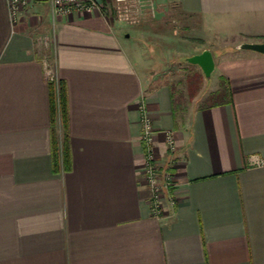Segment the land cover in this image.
Returning a JSON list of instances; mask_svg holds the SVG:
<instances>
[{"label":"crops","instance_id":"obj_1","mask_svg":"<svg viewBox=\"0 0 264 264\" xmlns=\"http://www.w3.org/2000/svg\"><path fill=\"white\" fill-rule=\"evenodd\" d=\"M153 4L156 19L124 25L40 0L14 20L0 0V264H264V53L237 47L264 40V0ZM185 37L215 60L187 114L162 71ZM44 56L66 84L68 169L51 153ZM142 104L174 179L160 216L141 172Z\"/></svg>","mask_w":264,"mask_h":264},{"label":"built area","instance_id":"obj_2","mask_svg":"<svg viewBox=\"0 0 264 264\" xmlns=\"http://www.w3.org/2000/svg\"><path fill=\"white\" fill-rule=\"evenodd\" d=\"M33 0H8L10 13L16 20L19 12L27 8ZM47 2L52 6L54 14H72L74 12H99L107 15L113 12L116 18L126 24L136 25L142 22L147 13L155 11L153 0H109L110 6L105 7L101 0H40ZM150 11V12H149ZM45 76L48 81L58 82L54 63L43 57ZM145 107L141 105V140L144 144L145 154L141 172L145 176L147 188H149L150 196L148 204L150 205L151 214L160 216L164 211V199L169 198L170 191L173 190L174 179L169 168L162 170L158 165L157 154L154 148V129L152 120L145 111ZM170 151L176 149V140L172 132L165 134ZM264 162V160H261ZM170 195V196H169Z\"/></svg>","mask_w":264,"mask_h":264},{"label":"rangeland","instance_id":"obj_3","mask_svg":"<svg viewBox=\"0 0 264 264\" xmlns=\"http://www.w3.org/2000/svg\"><path fill=\"white\" fill-rule=\"evenodd\" d=\"M148 15H150L151 18L156 19L157 17L156 8L154 12L146 14V16ZM107 17L109 19V22H121L116 18L113 12H109ZM165 20H167V22L171 25V28L173 29H178L181 27V24L179 22L180 19H178L176 15L167 14ZM124 25H129V24L124 23ZM196 41H198L197 38L185 37L183 44L184 52H182V54L179 55L180 57L173 56L172 58L170 55H168L167 61L169 59V62H167L168 64L162 70L163 74L167 77V80L170 82V84L173 87L175 93L174 96L176 99V104L178 109L181 110V112H184L185 114L191 112L192 108L201 106V104L204 102L206 98V96L204 97L203 94L207 93V90L209 89V87H211V83L213 81V77L212 79L207 81L208 79L205 78L204 74L200 70L199 71L195 70V67H193L194 65H192L186 60V56L191 55L190 50L193 47V45H195ZM48 59H50L51 62H53L52 56H49ZM56 124L59 125L60 127L59 132L60 130L63 131L65 136V131H64L65 129L63 127L64 124H63V118L60 107L56 110L55 127ZM63 139L61 142V148H60L59 140H57L60 151L63 150V144H64Z\"/></svg>","mask_w":264,"mask_h":264},{"label":"trees","instance_id":"obj_4","mask_svg":"<svg viewBox=\"0 0 264 264\" xmlns=\"http://www.w3.org/2000/svg\"><path fill=\"white\" fill-rule=\"evenodd\" d=\"M223 83V82H222ZM58 85V86H57ZM66 84L64 81L59 80L58 84H56L54 81H49V95H50V103H51V123H52V155H53V161L54 166L58 169L60 165L64 169H68L70 166V147H69V134H68V107H67V94H66ZM222 87V84H221ZM222 92V89H221ZM220 93V92H219ZM219 93L215 94V97L218 98ZM57 100L58 104L61 110L62 118H63V124H64V144H63V150L60 153L59 145L57 142V133H56V127H55V118H56V110H57ZM62 158V164L60 162Z\"/></svg>","mask_w":264,"mask_h":264},{"label":"water","instance_id":"obj_5","mask_svg":"<svg viewBox=\"0 0 264 264\" xmlns=\"http://www.w3.org/2000/svg\"><path fill=\"white\" fill-rule=\"evenodd\" d=\"M242 49H250L260 53H264V40L262 41H243L237 46ZM213 53L209 48H205L202 52L192 54L190 56H186V60L189 63L196 64L200 67L203 74L210 78L214 68H215V60Z\"/></svg>","mask_w":264,"mask_h":264}]
</instances>
